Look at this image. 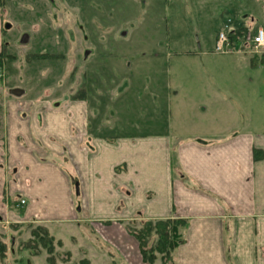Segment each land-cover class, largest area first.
Masks as SVG:
<instances>
[{"label":"crops","instance_id":"obj_1","mask_svg":"<svg viewBox=\"0 0 264 264\" xmlns=\"http://www.w3.org/2000/svg\"><path fill=\"white\" fill-rule=\"evenodd\" d=\"M2 1L0 228L99 225L115 251H74L82 259L149 264L127 239L126 225L184 219L175 264H264V121L246 113L247 99L223 90L216 75L204 74L213 88L198 91L181 90V78L170 74L159 89V77L142 72H90L89 86L79 92L77 79L69 98L41 86L33 94L5 70L4 50L13 44L2 18L9 0ZM253 24L233 29L240 35ZM260 28L264 21L254 31ZM132 96L152 106L156 119L128 120ZM228 102L232 119L225 120ZM174 104L176 120L165 119L162 109L172 112Z\"/></svg>","mask_w":264,"mask_h":264},{"label":"rangeland","instance_id":"obj_2","mask_svg":"<svg viewBox=\"0 0 264 264\" xmlns=\"http://www.w3.org/2000/svg\"><path fill=\"white\" fill-rule=\"evenodd\" d=\"M2 18L5 25H11L6 38L13 44L4 50L5 70L15 77L14 85L29 88L33 94L39 93L41 86L53 90L54 97L69 98L77 79L79 92L89 86L90 72L117 73L122 78L142 72L159 77V89L165 88L164 77L170 74L181 78L177 85L181 90H210L213 87L204 83L203 75L211 74L218 76L216 82L223 90L238 92L240 98L247 99L246 113L249 111L255 122L264 121V54L215 53L217 35L228 19L233 28L246 26L252 18L253 31L263 25L264 0H9ZM26 35L30 41L24 43ZM88 35L91 38L87 39ZM69 36L77 37L76 41H70ZM140 57L144 61L136 59ZM146 91L150 93L151 88ZM134 98L129 99L133 103L126 118L155 120L152 106L139 105ZM223 105L226 113L222 119H232L231 103ZM176 106L172 112L162 109L165 119L172 115L176 120ZM141 226V222L130 224L132 229ZM7 227L0 228L7 248L0 264H78L87 259L74 251H115L96 227ZM38 228L47 229L52 240L35 239L33 232ZM129 236L128 240L138 243ZM126 246L130 250L129 242ZM49 248L53 253L49 254Z\"/></svg>","mask_w":264,"mask_h":264},{"label":"trees","instance_id":"obj_3","mask_svg":"<svg viewBox=\"0 0 264 264\" xmlns=\"http://www.w3.org/2000/svg\"><path fill=\"white\" fill-rule=\"evenodd\" d=\"M1 5H3L2 0H0ZM130 224H136V222L126 225V230L138 241L144 262L155 264L157 260H160L161 264H175L173 253L183 242L181 229L187 225L186 220L170 218L144 221L141 222V228L137 229H132ZM36 230L44 232L45 236L41 237L39 232L35 231L33 232L35 239L44 242V239L49 237L52 240V237L47 233V229L38 228ZM52 250V248H49V254L53 253ZM6 252V245L0 238V262L5 260ZM78 264L90 263L88 260H82Z\"/></svg>","mask_w":264,"mask_h":264},{"label":"built area","instance_id":"obj_4","mask_svg":"<svg viewBox=\"0 0 264 264\" xmlns=\"http://www.w3.org/2000/svg\"><path fill=\"white\" fill-rule=\"evenodd\" d=\"M228 24L225 29L217 35L215 53L232 54V53H264V29L257 31L247 29L243 35H238L231 27V20H227ZM25 203V201H22Z\"/></svg>","mask_w":264,"mask_h":264},{"label":"water","instance_id":"obj_5","mask_svg":"<svg viewBox=\"0 0 264 264\" xmlns=\"http://www.w3.org/2000/svg\"><path fill=\"white\" fill-rule=\"evenodd\" d=\"M12 93L19 95L21 93V91L20 90H13Z\"/></svg>","mask_w":264,"mask_h":264}]
</instances>
